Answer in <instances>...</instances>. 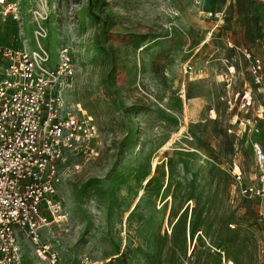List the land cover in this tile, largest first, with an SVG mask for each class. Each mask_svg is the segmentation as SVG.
Here are the masks:
<instances>
[{
    "label": "rangeland",
    "instance_id": "obj_1",
    "mask_svg": "<svg viewBox=\"0 0 264 264\" xmlns=\"http://www.w3.org/2000/svg\"><path fill=\"white\" fill-rule=\"evenodd\" d=\"M8 2L0 46L35 50L42 27L50 65L62 49L73 64L64 105L99 131L92 153L61 167L67 222L40 231L60 264H264V223L232 177L235 164L251 181L264 122L249 132L251 112L227 104L252 87L238 50L264 38L260 1Z\"/></svg>",
    "mask_w": 264,
    "mask_h": 264
},
{
    "label": "built area",
    "instance_id": "obj_2",
    "mask_svg": "<svg viewBox=\"0 0 264 264\" xmlns=\"http://www.w3.org/2000/svg\"><path fill=\"white\" fill-rule=\"evenodd\" d=\"M259 1L264 7V0ZM15 6L0 0V17L15 12ZM33 36L32 51L0 46V264H24L20 243L32 247L34 264H60L58 254L42 243L40 231L67 222L57 198L61 167L70 155L92 153L89 145L99 135L90 115L79 105L66 107L62 100L60 86L74 74L67 50L58 51L56 64L50 65L40 44L47 32L38 27ZM238 52L252 87L229 96L227 104L229 110L238 104V110L251 112L240 121L251 132L264 122V38ZM233 68H226L231 77ZM256 94L262 95V103L254 106ZM252 152L251 181L245 183L234 164L233 187L241 198L255 203L258 220L264 223V148L253 143Z\"/></svg>",
    "mask_w": 264,
    "mask_h": 264
},
{
    "label": "bare ground",
    "instance_id": "obj_3",
    "mask_svg": "<svg viewBox=\"0 0 264 264\" xmlns=\"http://www.w3.org/2000/svg\"><path fill=\"white\" fill-rule=\"evenodd\" d=\"M68 87V86H67Z\"/></svg>",
    "mask_w": 264,
    "mask_h": 264
}]
</instances>
